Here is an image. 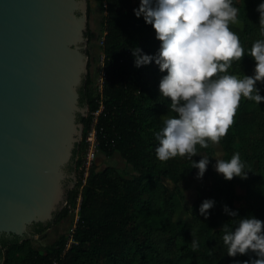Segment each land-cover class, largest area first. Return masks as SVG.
Instances as JSON below:
<instances>
[{
  "label": "trees",
  "instance_id": "trees-1",
  "mask_svg": "<svg viewBox=\"0 0 264 264\" xmlns=\"http://www.w3.org/2000/svg\"><path fill=\"white\" fill-rule=\"evenodd\" d=\"M87 16L96 10L100 16V31L87 25V73L79 88L80 104L87 106L79 115L82 137L74 150V169L77 170L85 151V135L96 115L97 152L106 158L118 155L124 167L106 163L92 165L84 183L78 178L75 185L65 189V199L72 207L80 193L78 219L73 228V241L66 246L69 233L61 232L45 245H35L33 238L0 235V264H244L257 259L252 252L235 257L227 255L223 244L225 223L234 229L239 218L255 217L264 222V101L257 104L242 98L235 122L218 145L224 160L239 153L247 177L226 180L214 170L216 144L208 148L197 145L199 162L209 158L207 170L197 178L198 169L191 168L187 157L166 162L157 159L159 142L155 132L163 121L175 116L169 111L170 99L161 96L159 82L166 71L152 61L135 66L132 50L156 55L161 42L154 28L134 9L140 0H88ZM239 9L238 23L231 25L245 49L241 61H234L228 74L243 78L252 76L256 62L247 55L252 44L264 39L259 32V13L264 0H233ZM104 32V34H103ZM106 75L101 89L94 81L99 55H93V42L101 40ZM264 96V83L257 82ZM194 188L192 205H186L185 191ZM213 200L207 218L200 214V205ZM237 212L231 217L224 206ZM53 223L73 212L62 203L55 211ZM40 233L48 226L40 223ZM199 246L192 248V235Z\"/></svg>",
  "mask_w": 264,
  "mask_h": 264
},
{
  "label": "water",
  "instance_id": "water-1",
  "mask_svg": "<svg viewBox=\"0 0 264 264\" xmlns=\"http://www.w3.org/2000/svg\"><path fill=\"white\" fill-rule=\"evenodd\" d=\"M87 2L0 0V235L33 238L75 185Z\"/></svg>",
  "mask_w": 264,
  "mask_h": 264
},
{
  "label": "clouds",
  "instance_id": "clouds-1",
  "mask_svg": "<svg viewBox=\"0 0 264 264\" xmlns=\"http://www.w3.org/2000/svg\"><path fill=\"white\" fill-rule=\"evenodd\" d=\"M136 17L143 16L161 42L156 55L142 54L136 47L132 50L135 66L148 65L152 61L161 72L167 73L159 82L161 96L170 99L169 111L175 113L163 121V127L155 132L159 142L155 149L161 162L176 157H187L192 167L198 169L202 178L209 164L208 157L199 162L192 160L198 155L197 145L208 148L219 144L235 122L241 99L260 104L264 96L256 88L264 83V39L256 40L247 55L256 62L254 74H228L234 61H241L245 49L231 25L238 23L239 9L233 0H140ZM259 13V32L264 37V3L256 9ZM240 154L234 153L230 160L216 159L215 171L226 180L247 177ZM214 201L206 199L200 205V214L209 215ZM223 211L231 217L237 212L224 206ZM234 229L223 225V244L227 255L252 252L258 257L244 264H264V222L255 217L239 218ZM192 248L199 243L192 230Z\"/></svg>",
  "mask_w": 264,
  "mask_h": 264
},
{
  "label": "rangeland",
  "instance_id": "rangeland-1",
  "mask_svg": "<svg viewBox=\"0 0 264 264\" xmlns=\"http://www.w3.org/2000/svg\"><path fill=\"white\" fill-rule=\"evenodd\" d=\"M94 1V0H91ZM100 16L97 13L96 10H93L90 14V16H87V22H86V26L90 25V27H92L93 29L96 30V32L100 31ZM87 45V44H86ZM92 53L93 55H99L100 53V42L96 41L93 42V47H92ZM99 62H97V64L94 67V70L96 68L100 69L99 66ZM98 72L99 70L95 71V75H94V81L95 84L97 86V77H98ZM216 148V155L214 158V165L216 164V159H222L223 157V149L221 148L220 145L216 144L215 146ZM98 158V167H103L106 163H110V164H114L116 166L119 167H124V162L121 161V159L119 158L118 155H115L113 157L110 158H106L103 155L98 154L96 155V160ZM100 159V161H99ZM96 160H95V164H96ZM215 170V168H214ZM216 172V171H215ZM196 196V191L194 188H189L185 191V197H186V205L187 206H191L192 202L194 201ZM74 224V217L72 218L71 215H69L68 217L64 218L63 220L53 223L48 229L44 230L42 233H36L33 237V243L35 245H45L48 244L50 242H52L53 240L56 239V237L61 233V232H67L69 233L72 225Z\"/></svg>",
  "mask_w": 264,
  "mask_h": 264
},
{
  "label": "built area",
  "instance_id": "built-area-1",
  "mask_svg": "<svg viewBox=\"0 0 264 264\" xmlns=\"http://www.w3.org/2000/svg\"><path fill=\"white\" fill-rule=\"evenodd\" d=\"M103 34H104V32H103ZM103 34L101 35V40H99L100 43H102ZM103 57H104V54L101 52L100 56H99V61H98L100 64L99 65L100 69H99L98 77H97V86L99 89H101L104 77L106 75L105 69L103 67ZM99 110L100 109H97L92 113L93 114V120H92L90 128L88 129V131L85 135V139H84L85 140L84 155L82 157V160H81L79 166L77 167V170H75V176H76L75 183H76L78 178L81 180L82 183L85 182L86 177H87L92 165L95 163V160H96L98 139H97V129H96L95 123H96V115L98 114ZM80 201H81V196L79 193L76 197L75 206L72 207L71 203L67 199H64L62 202V206L68 207L69 211L73 212V217H74V224L72 225V227L69 231L66 246H69V244L73 241V239H72L73 228L75 227V223L78 219V208L80 205Z\"/></svg>",
  "mask_w": 264,
  "mask_h": 264
},
{
  "label": "flooded vegetation",
  "instance_id": "flooded-vegetation-1",
  "mask_svg": "<svg viewBox=\"0 0 264 264\" xmlns=\"http://www.w3.org/2000/svg\"><path fill=\"white\" fill-rule=\"evenodd\" d=\"M65 186L67 187V183H65ZM54 216H55V214H54ZM53 219H54V217L51 219V220H48V221H45V222H36V223H32V224H30L29 226H28V231L31 233V234H38V233H40L39 231H38V229L41 227V224L40 223H47L48 224V226L45 228V230L46 229H48L51 225H52V222H53ZM63 220V219H62ZM44 231V230H43ZM9 237H11V236H9Z\"/></svg>",
  "mask_w": 264,
  "mask_h": 264
},
{
  "label": "crops",
  "instance_id": "crops-1",
  "mask_svg": "<svg viewBox=\"0 0 264 264\" xmlns=\"http://www.w3.org/2000/svg\"><path fill=\"white\" fill-rule=\"evenodd\" d=\"M99 161H100V159H99ZM98 164V158H97V160H96V165ZM100 168V167H99Z\"/></svg>",
  "mask_w": 264,
  "mask_h": 264
}]
</instances>
